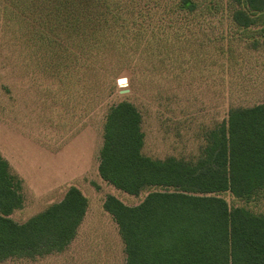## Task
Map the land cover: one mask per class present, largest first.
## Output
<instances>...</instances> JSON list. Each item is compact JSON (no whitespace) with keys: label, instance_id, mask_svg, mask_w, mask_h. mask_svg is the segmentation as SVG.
<instances>
[{"label":"rangeland","instance_id":"1","mask_svg":"<svg viewBox=\"0 0 264 264\" xmlns=\"http://www.w3.org/2000/svg\"><path fill=\"white\" fill-rule=\"evenodd\" d=\"M111 1L134 26L120 29L116 45L123 51L110 50L79 82L76 66L66 80L43 66L46 54L33 44L42 31L38 21L0 15V156L20 179L23 196L22 208L9 218L26 222L61 201L70 187L88 202L77 236L64 252L0 264H125L118 228L103 203L113 196L136 206L148 192L128 195L98 174L103 125L112 104L127 101L141 113L143 155L188 161L195 160L207 133L231 108L264 103L263 24L236 25L233 0H190L194 11L180 9L183 0ZM139 30L145 41H153V52L136 43ZM144 53L155 60L136 61ZM98 76L101 88L112 87L99 101ZM220 197L229 208L264 215V195L250 202L230 193Z\"/></svg>","mask_w":264,"mask_h":264},{"label":"trees","instance_id":"2","mask_svg":"<svg viewBox=\"0 0 264 264\" xmlns=\"http://www.w3.org/2000/svg\"><path fill=\"white\" fill-rule=\"evenodd\" d=\"M233 2L238 8L232 21L242 28L259 21L264 35V0ZM116 6L111 0H0V15L38 21L42 31L35 33L33 44L36 52L46 54L41 55L43 66L61 78L76 66L79 82L110 50L123 51L116 45L120 29L134 24L128 25ZM179 8L194 11L196 4L183 0ZM137 35L138 45L147 44L143 52L156 49L140 30ZM151 59L149 53L136 57L139 62ZM102 82L98 76L94 84L98 101L105 90L112 93V87L101 88ZM142 122L139 110L127 101L109 106L99 151L98 174L104 182L131 196L148 192L136 206L113 196L103 203L118 228L125 264H264V215L229 208L220 197L230 193L250 202L264 195V103L231 108L207 133L195 160L143 155ZM22 206L21 181L0 156V262L64 252L77 236L88 202L70 187L61 201L18 224L9 216Z\"/></svg>","mask_w":264,"mask_h":264},{"label":"water","instance_id":"3","mask_svg":"<svg viewBox=\"0 0 264 264\" xmlns=\"http://www.w3.org/2000/svg\"><path fill=\"white\" fill-rule=\"evenodd\" d=\"M125 92H127V91H123V92H120V93H125Z\"/></svg>","mask_w":264,"mask_h":264}]
</instances>
